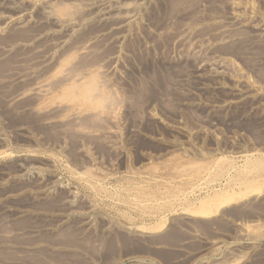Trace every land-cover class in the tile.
<instances>
[{"label":"rangeland","instance_id":"rangeland-1","mask_svg":"<svg viewBox=\"0 0 264 264\" xmlns=\"http://www.w3.org/2000/svg\"><path fill=\"white\" fill-rule=\"evenodd\" d=\"M153 1H121L135 6V23L124 33V56H118L101 88L119 105L100 119L91 115V103L65 98L70 82H56L64 57L41 80L53 87L34 101L26 95L10 101L12 91L0 83V264H264V121L258 107L264 105V74L250 68L246 53L237 47L220 49L237 70L248 73L253 88L234 104L215 108L211 112L215 125L211 130L202 127L210 133L199 132L195 121L207 116L203 105L194 110L187 96L169 83L177 82L182 73L171 60L177 59L172 39L185 23L192 41L203 38L214 44L212 36L209 40L200 32L213 22L192 23L203 5L199 1L185 0L171 15L169 0ZM210 1L216 7L224 4L217 7L219 16L235 12L264 24V0ZM201 10L204 18L207 12ZM77 16L83 20L81 31L73 32L69 45L86 28L95 29V14L78 11V20ZM21 33L15 38H24ZM98 46L97 54L107 53L103 57L115 49L104 41ZM260 49L256 53L264 55V47ZM67 52L65 60L77 64L81 51ZM55 55L54 60L59 54ZM93 55L91 51L81 59L91 60ZM4 61L0 60V71L11 65ZM193 65L190 61L187 66ZM95 70L89 63L82 73L94 75ZM222 71L236 75L231 69ZM154 78L163 83L156 86ZM221 79L223 90L204 92L201 104L229 98L232 81ZM25 90L18 92L24 95ZM57 105L62 112L57 111L55 122L60 123L52 127L44 115ZM76 107L84 116L79 119L83 125L76 121L62 126ZM246 152L258 153L245 161L238 157ZM239 227L247 230L243 238Z\"/></svg>","mask_w":264,"mask_h":264},{"label":"bare ground","instance_id":"bare-ground-1","mask_svg":"<svg viewBox=\"0 0 264 264\" xmlns=\"http://www.w3.org/2000/svg\"><path fill=\"white\" fill-rule=\"evenodd\" d=\"M121 1L120 0H20L19 2H17V0H0V60L5 59L3 64L9 63V62L11 63V65H9V68L7 70L0 71V83H3V86H4L3 88H6L8 93L10 92V90L12 91V93H10V94L14 95V96L11 97L9 100L10 101H12V100L21 101L20 100V99H22L21 97L25 98L24 96L26 95V96H29L28 98H33L32 100L34 101V99L40 98L43 94H45L47 91H49L51 89L52 85L48 82H42L41 80L43 79V76L46 75V73H48L55 65H57V64L59 65L60 62H58V61L61 58H63V57L65 59L67 58V56H68L67 51L68 50H71V51L73 50L76 53H78L77 51H81V54L78 53L79 62L77 64H75V63H72L71 61L69 62L68 59L67 60L64 59L63 61H61L62 63H60L61 66L58 69H56L57 71L55 70L56 75L58 77V78L56 77L58 79V80H56V82L58 81L57 83L60 82L59 80L70 82V84H69L70 86L64 92V93H66L65 98L67 100H71V101L77 99L79 103L81 102L80 103L81 105H82V103L84 105L85 102L91 103V105L93 106L92 107L93 110H92L91 115L93 117H97V118H99L100 115L104 114L105 112H111V110H113L112 109L113 106L119 105L117 98L112 96L111 93L110 94L107 92H106V94L101 93V88L106 86V83L108 81L107 77H109V74H111L112 69H113V65H115L116 62H118L117 61L118 56H121V55L124 56V53H123V50L121 47V42L124 38V33H126L128 26L131 23H135L134 22V19H135V9L134 8H135V6L133 5L134 8L130 7L127 3H126L127 5H126L124 3H121ZM169 1H170V5L168 6L169 7L168 11L170 10V15H171V12L177 6H180L181 4L185 3V0H169ZM196 1L201 2L200 4L203 3V5L200 6L199 9L197 8L196 11L193 10V11H195V15H194L195 19H193L191 21H192V23H195L196 21L202 22L201 24H205V25L207 24V22H213V24H211V26H213V27H211L209 25V27H211V28H209L207 25V28L203 27L204 29L202 30V28H201L202 31H200V30L199 31L202 33L204 32L205 34H203V35H206L207 37H208V35L212 36L211 37L212 40H210L209 37L208 38L210 41H214V44H209L207 41L208 39L204 40L203 38H202L203 40L201 39V40L192 41V39H191L192 33H190V26L188 24H185V23L182 26H180L178 31L175 32V35L173 36V39H172L173 43L171 41V43L173 44L172 48H174V50L177 51V54H176L177 59L173 58L171 60L173 61L174 64H175V62L178 63V65L177 66L175 65V66L179 69L181 68L180 70H182V73H181V76L178 77L180 79L177 82H175L173 80V81H170L169 83L171 84V82H172L171 86H173V88L176 91H182V93H184V96H187L186 97L187 104H191V106L194 107V110H196L195 107L199 108V107H202V105H203L202 108H204L207 116L203 117L204 119L202 117L201 118L197 117L195 122H197V128H198L199 132L210 133V131H208L207 129L203 130L202 127L207 126V127H210V130H211V127H213V125H215L211 119V117H212L211 112L213 110H215V108H217V107L218 108L220 106L224 107L227 104H231L233 102L239 101L242 97H244L253 88L252 87L253 84L249 81V78L247 75L248 73L247 74L242 73L239 70H237V68L231 62V60H229V57L226 58V57L222 56V54L219 53V50L222 48H227V50H228V49H232V48L237 47L238 49L237 48L236 49L239 52L242 51L241 54L246 53V55H244L246 57L244 60L246 61V63L249 64L250 68L255 70L256 73L264 74V55H262V53H261V55L256 53V49L258 50V48L260 49L261 47H264V24L260 25L254 21H248L245 19L246 16H245V18L244 17L241 18L235 12H230L227 14L225 13L224 16H219L218 13H220V11L217 7L221 8L224 6V4H223V6L219 5L216 7L213 4L214 1L213 2H211L210 0H196ZM153 2H157V1L154 0ZM224 2H226V1L223 0V3ZM187 4L189 5V2ZM130 5H132V4L130 3ZM188 5H186V6H188ZM230 6H231V4H230ZM201 8L204 9L205 12H207V14L205 13L206 15L204 18L202 17L203 15L202 16L200 15V13L201 14L204 13L201 10ZM236 8H238V7H236ZM32 9L35 10L34 14H31V12L33 11ZM78 11H83V12L87 11L88 13L95 14V18L93 21L95 23L94 24L95 29H93V30H91L90 28H86V30L84 29L85 31L83 33L80 32V34L82 33L81 36L79 35L80 38H77V40H74V41L72 40L70 45H69V39H70L71 35L73 34V32L80 30V28L82 26L83 20H80V18L78 16L77 17L79 19L78 20L75 19V16L77 15ZM174 11H173V13H174ZM236 11H240V10L236 9ZM183 12L185 13V10H183ZM221 12H223V10ZM178 15H180V14H178ZM168 17H170V16H168ZM182 19H184V18H182ZM187 22L189 23V21H187ZM20 32L24 33L25 37L20 38V39H16L15 34L20 33ZM85 36H87V38H84ZM192 38H193V36H192ZM103 41L105 42V44H109L111 46V48L112 47L115 48V49L113 48L114 49L113 53L111 52V54H108L105 57H103L101 55L103 53L105 55L106 52H102V54L99 55L100 53L97 54V50H96V47H99L98 45H100V47L102 46ZM87 42L89 43L88 46L83 48L84 43H87ZM127 48H130V47H127ZM131 48L129 50H132ZM134 49H136V48H134ZM91 51L94 54L93 58L91 60L88 59L89 60L88 61L87 58L81 59V58L89 57L91 54ZM134 51H136V50H134ZM129 52H130V54L132 53L131 51H129ZM168 52H169V50H168ZM56 53H58L59 56H57V59L54 60V55ZM132 55L133 54H131V56ZM169 56H167V57H169ZM165 58L166 57H164V59ZM169 59H170V57H169ZM171 60H169V61H171ZM190 61H193V63H194L193 66H187V65H189ZM89 63L94 65L96 68L94 75H86V73H82V70ZM161 64H162V62H161ZM170 65H172V64H170ZM5 67H6V65H5ZM173 68L172 69L168 68V69L173 70ZM223 68L224 69H231V70L235 71L236 75L234 74L235 76H232V74H230L228 71L227 72H224L225 70L222 71ZM244 72H245V70H244ZM222 73H223V75H222ZM249 74H251L250 69H249ZM174 76H175V74H174ZM174 76H173V78H174ZM52 77H53V75H52ZM221 78L230 79V83L232 81V87H231L232 93L230 96H228L229 98L227 97L228 98L227 100H221V101H213L212 100L210 102L204 100L205 102H203L201 104L202 100L199 98L201 96V94H203L204 92L206 93V92H212V91H217V90L220 91L224 87V84L221 82L222 81ZM153 81L156 82L155 83L156 86L157 85L160 86V84L163 83V82L162 83L160 82L161 80L159 81V79H155V78ZM54 82H51V83H54ZM143 82H145V81H143ZM254 84H256V83H254ZM22 87L24 89H26L24 95H23L22 91H21L22 93L18 92L19 90H21ZM61 88H63V87H60L59 89H61ZM172 91H173V89H172ZM138 93H140V95L142 94L141 92H138ZM112 94H113V92H112ZM136 98H137V95H136ZM202 98H203V96H202ZM17 99H19V100H17ZM44 99L41 101H45ZM195 99H197L198 102L194 101ZM9 100H6V101L9 102ZM191 100H193L194 102H192ZM259 100H261V99H259ZM30 102H27V104L29 105ZM16 105L17 104H15V106ZM30 105H32V104H30ZM41 105H43V104H40V106ZM77 107H76V109L73 108L74 110L72 109V111L68 115H66L67 117L65 118V120L61 122V123H63V125L62 124H60V125L69 126L72 123L79 121V119L81 121V117H84V116H81L82 113L79 112ZM258 107L261 108V109L260 108H258V109H260L261 120L264 121V105L259 104ZM63 108H65V107L63 106ZM89 108H90V106H89ZM92 108H90V109H92ZM48 109L46 108V110H48ZM59 109H61V108L59 105H57L55 107H52L50 110L46 111L45 112L46 115H44L45 116L44 122L46 124H51L52 127H54L53 124L57 125L58 123H60V122H58V120L55 122V119H57V117H58V115L56 117V113L57 114L59 113V112H57ZM25 110L29 111V109H25ZM59 111H61V110H59ZM32 112H34V111H32ZM41 114H43V112ZM61 119H60V121H61ZM84 119L86 120V118H83L82 120L84 121ZM75 124H73V125H75ZM81 124L82 123L80 122V125ZM113 125H114V123H113ZM44 127H45V124H44ZM62 129H61V131H62ZM176 129H179L181 132H183V129L180 127L176 128ZM22 130H24V129H22ZM99 138H100V136H99ZM86 140H85V142H86ZM256 149L257 148H255L254 151ZM257 153H247L246 152V153H244V155H241L238 157H240V159H244V161H245V160H248L250 158L252 159L253 155H256ZM246 164H248V163H246ZM247 172H248V170H247ZM193 187H195V186H193ZM206 189H208V187ZM242 222L243 221H241L240 223H242ZM46 223H48V222H46ZM3 224H5V223H3ZM12 224H13V222H12ZM242 226H243V224H242ZM194 227H195V225H194ZM3 228H5V227H3ZM7 229H9V228L7 227ZM240 229H241V234H239V235H241L242 237L239 236V238H243L244 236H246L247 230L242 229V228H240ZM34 230H36V229H34ZM132 231H133V228H132ZM26 232H28V231H26ZM4 233H7V232H4ZM4 235H6V234H4ZM27 236H29V235H27ZM1 238H3V237H1ZM6 239H7V237H6ZM106 244H107V242H106ZM12 248H14V247H11L10 250ZM18 248H20V247H18ZM17 250H15V251H17ZM25 251H23V252H25Z\"/></svg>","mask_w":264,"mask_h":264}]
</instances>
